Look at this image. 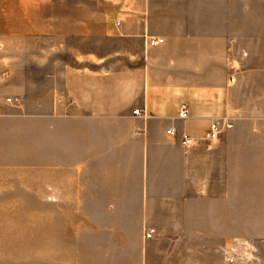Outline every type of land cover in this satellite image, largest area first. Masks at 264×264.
Returning a JSON list of instances; mask_svg holds the SVG:
<instances>
[{
  "label": "crops",
  "instance_id": "1",
  "mask_svg": "<svg viewBox=\"0 0 264 264\" xmlns=\"http://www.w3.org/2000/svg\"><path fill=\"white\" fill-rule=\"evenodd\" d=\"M12 4L0 10V190L46 198L75 166V200L99 207L100 229L134 233L103 235L134 250L113 264H240L222 252L236 237L264 256V0ZM227 38L250 50L233 85ZM216 118L231 126L212 140Z\"/></svg>",
  "mask_w": 264,
  "mask_h": 264
},
{
  "label": "rangeland",
  "instance_id": "2",
  "mask_svg": "<svg viewBox=\"0 0 264 264\" xmlns=\"http://www.w3.org/2000/svg\"><path fill=\"white\" fill-rule=\"evenodd\" d=\"M14 1L0 0V10ZM32 37L37 43L42 40L34 31ZM0 45L2 48L1 40ZM249 51L240 40H225L224 67L229 84L243 79ZM66 159L65 164L75 163V152L65 151ZM62 172L58 193L55 185L47 184L46 198H36L34 193L8 198L14 193L0 190V264H113L114 257L134 253L132 247L103 245L105 233L128 240L134 233L103 232L98 226L103 219L99 207L89 209V201L75 200V166H65ZM23 175L44 174L31 169Z\"/></svg>",
  "mask_w": 264,
  "mask_h": 264
},
{
  "label": "built area",
  "instance_id": "3",
  "mask_svg": "<svg viewBox=\"0 0 264 264\" xmlns=\"http://www.w3.org/2000/svg\"><path fill=\"white\" fill-rule=\"evenodd\" d=\"M149 45H156L162 43L164 38L162 36L149 35L146 39ZM1 48V45H0ZM19 96H9L7 101L18 102ZM135 113H140L141 110L136 108L133 110ZM179 116L186 117L189 114L188 106L182 103L179 108ZM231 126V123L226 121L224 118H216L212 121L211 127L206 134V137L212 140L219 138L220 131L223 127ZM169 132H174L172 129H168ZM181 142L187 145L189 142V137L186 134H182ZM153 228L148 229L145 232L147 237H150L153 233ZM223 258L230 263H240V264H264V256L260 252L257 244L246 238H233L225 243L222 247Z\"/></svg>",
  "mask_w": 264,
  "mask_h": 264
}]
</instances>
